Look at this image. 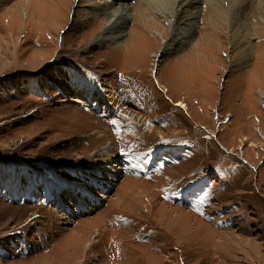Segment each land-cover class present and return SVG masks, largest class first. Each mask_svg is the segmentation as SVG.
Wrapping results in <instances>:
<instances>
[{"label":"rangeland","instance_id":"374dc122","mask_svg":"<svg viewBox=\"0 0 264 264\" xmlns=\"http://www.w3.org/2000/svg\"><path fill=\"white\" fill-rule=\"evenodd\" d=\"M48 1L0 0V264H264V0H199L169 56L171 0L106 44Z\"/></svg>","mask_w":264,"mask_h":264},{"label":"bare ground","instance_id":"6f19581e","mask_svg":"<svg viewBox=\"0 0 264 264\" xmlns=\"http://www.w3.org/2000/svg\"><path fill=\"white\" fill-rule=\"evenodd\" d=\"M29 1V0H28ZM31 1V0H30ZM37 1V0H36ZM48 1V0H47ZM67 1V0H66ZM128 1H130V0H91L90 2H89V4L87 3L86 4V6H88V7H90V8H97L98 10H100L101 12H102V14L104 15V16H106V18H108V20H106L107 21V23H108V28L106 29L107 30V32L106 33H110L108 36H107V38L108 39H104L103 37H99V38H97V41H95V42H98V43H101V44H106V43H104V41H109V40H120L123 36H124V30H125V28H126V25L131 21V19L134 17V16H132L131 15V13H130V7H129V5L127 4V2ZM173 0H171L170 1V5L169 6H166V5H164V3H161V2H159L158 3V8H155V12L157 13V15L159 16V17H165V21H166V23H167V25H169V27H171V34H172V36H173V43L171 44V46L169 47V49L167 50V52L163 55V56H169V55H171V54H174L175 52H176V50L177 49H179V48H181L182 46H186L191 40H192V37H194V35H195V33L196 32H198L197 31V26H196V24H197V19H196V16L193 14L192 15V13L190 12V8H196L197 7V5H198V3H199V0H187L186 2H185V0L184 1H181V0H174L173 2H175L176 4H177V6H176V4L174 3V5H173V2H172ZM204 1V0H203ZM214 1V0H213ZM39 2V1H38ZM49 2V1H48ZM57 2V1H56ZM181 2L183 3V4H181ZM185 2V3H184ZM210 2V1H209ZM215 2H218V1H215ZM24 3V2H23ZM32 3V2H31ZM43 3V2H42ZM116 4H118V5H116ZM181 4V5H180ZM31 5H33V4H31ZM42 5V4H41ZM49 5V4H48ZM114 5H116V6H118L117 8H114ZM29 6V5H28ZM63 6H64V8H65V4H63ZM22 7V6H21ZM24 7V6H23ZM22 7V8H23ZM30 7V6H29ZM28 7V8H29ZM32 7V6H31ZM62 7V6H61ZM16 8V7H15ZM35 8V7H34ZM38 8V7H37ZM51 10V9H50ZM49 10V11H50ZM65 10H63V12H64ZM91 11V10H90ZM97 11V10H96ZM190 12V13H189ZM20 13V12H19ZM36 14V13H35ZM64 14V13H63ZM101 14V15H102ZM103 16V17H104ZM35 17V16H34ZM100 17V16H99ZM98 17V18H99ZM201 17V16H200ZM102 18V17H101ZM198 18V17H197ZM29 19V18H28ZM37 19V18H36ZM96 19V18H95ZM94 19V20H95ZM40 20V19H39ZM38 21V20H37ZM96 21V20H95ZM133 21V20H132ZM156 21V20H155ZM91 22V21H90ZM134 22V21H133ZM154 22V21H153ZM94 23V22H93ZM198 23H199V21H198ZM135 24V23H134ZM143 25H144V23H143ZM142 25V26H143ZM153 25H155V24H153ZM137 26H140V25H138L137 24ZM210 26V25H209ZM144 27V26H143ZM142 27V28H143ZM140 28V27H139ZM137 29V28H136ZM163 29V28H162ZM139 31V30H138ZM137 32V31H136ZM161 32V31H160ZM138 33V32H137ZM137 33H136V35H137ZM134 34V33H133ZM157 34V33H156ZM139 35H140V32H139ZM150 35V34H149ZM205 35V34H204ZM204 35H202V36H204ZM132 36V35H131ZM134 36V35H133ZM170 36V35H169ZM213 36V35H212ZM137 37H139L138 35H137ZM147 37V36H146ZM206 37V36H205ZM124 38V37H123ZM131 38V37H130ZM148 38V37H147ZM171 39V38H170ZM204 39V38H203ZM202 39V40H203ZM210 39V38H209ZM131 39H129V41H130ZM140 40V39H139ZM213 40V39H212ZM141 41V40H140ZM152 41V40H151ZM205 41V40H204ZM211 41V40H210ZM131 42V41H130ZM129 42V43H130ZM153 42V41H152ZM213 42H214V40H213ZM125 43V42H124ZM132 43V42H131ZM143 43V42H142ZM149 43V42H148ZM206 43V42H205ZM209 43V42H208ZM135 44V43H134ZM150 44V43H149ZM190 44H191V42H190ZM189 44V45H190ZM127 45H129V44H127ZM198 45V44H197ZM206 45V44H205ZM136 46V45H135ZM152 46H153V43H152ZM210 46H212L211 44H210ZM143 47L145 48V46L143 45ZM196 47V46H195ZM198 47H200V49L201 48H203V47H201V46H198ZM205 47H208L207 45L205 46ZM215 47V46H214ZM133 48V47H132ZM138 48V47H137ZM136 48V49H137ZM143 48V49H144ZM128 49V48H127ZM131 49V48H130ZM139 49V48H138ZM142 49V48H141ZM148 51L149 50H151L150 49V46L149 47H147L146 48ZM205 49V48H204ZM208 50H206L207 52L209 51V47L207 48ZM213 49V48H212ZM216 49V48H215ZM195 50H196V48H195ZM194 50V51H195ZM132 51V50H131ZM134 51V50H133ZM138 51V50H137ZM141 51H144V50H141ZM146 51V50H145ZM201 51H203L202 49H201ZM191 52V51H190ZM189 52V53H190ZM199 52V51H198ZM204 52H205V50H204ZM203 52V53H204ZM214 52V51H213ZM140 53V52H139ZM145 53V52H144ZM216 53V52H215ZM131 54V53H130ZM145 54H147L148 55V52H146ZM194 54V53H193ZM195 55V54H194ZM129 56H131V55H129ZM160 56H162V55H155V57H157V59L158 60H156V62L155 63H157V62H159V57ZM184 56V55H183ZM187 56H190V55H188L187 54ZM196 56V55H195ZM212 56V55H211ZM211 56H209V57H211ZM215 56H216V54H215ZM133 57V56H132ZM200 57V56H199ZM214 57V56H213ZM130 58V57H129ZM145 58V57H144ZM187 58V57H186ZM190 58H191V56H190ZM202 59H203V57H201ZM117 59V58H116ZM116 59H112V60H116ZM200 59V58H199ZM202 59H200V61H202ZM129 60V59H128ZM127 60V61H128ZM146 60V59H145ZM182 60V59H181ZM186 60V59H185ZM189 60V59H188ZM194 60H195V57H194ZM193 60V61H194ZM214 60V59H213ZM127 61H126V63H127ZM197 61V60H196ZM196 61H195V63H196ZM199 61V62H200ZM209 61H210V59H209ZM115 62V61H114ZM154 62V61H153ZM174 62V61H173ZM178 62H179V58H178ZM186 62H187V60H186ZM189 62V61H188ZM203 62L204 61H202V64H203ZM111 63V62H110ZM125 63V64H126ZM133 63V61L130 63V64H132ZM115 64V63H114ZM175 64H177V63H175ZM174 64V65H175ZM183 64V63H182ZM194 64V63H193ZM201 64V63H200ZM201 64V65H202ZM135 65V64H134ZM169 65V64H168ZM170 65L172 66V64L170 63ZM169 65V66H170ZM178 65V64H177ZM176 65V66H177ZM191 65V64H190ZM128 66V65H127ZM133 66V65H132ZM136 66V65H135ZM145 66H147L146 64H145ZM154 66V65H153ZM184 66H185V64H184ZM183 66V69L185 68ZM197 66H199V65H197ZM196 66V67H197ZM124 67V66H123ZM144 67V66H143ZM175 67V66H174ZM179 67V66H178ZM182 67V66H181ZM188 67V66H187ZM186 67V68H187ZM195 67V66H194ZM135 68V67H134ZM145 68V67H144ZM169 68V67H168ZM171 68V67H170ZM173 70H174V68H172ZM182 69V68H181ZM180 69V70H181ZM191 69V68H190ZM142 70V69H141ZM180 73H181V71L179 70V68L177 69ZM188 71H189V68L187 69ZM186 70V71H187ZM144 72H145V69L143 70ZM143 71H141V73H144ZM174 71H176V69L174 70ZM178 71H176V73L178 72ZM183 71V70H182ZM192 71V70H191ZM195 71H192V73H191V75L194 73ZM131 74H135V73H132V71L130 72ZM138 73V72H137ZM141 73H139V74H141ZM175 72H173V74L176 76L177 74H176ZM184 73H187V72H184ZM188 74H190V71L188 72ZM186 75V74H185ZM185 75H183L184 77H185ZM193 75H195V74H193ZM192 75V76H193ZM178 76H179V78H180V75L178 74ZM187 77L188 76H186L185 78L187 79ZM175 78H177V77H175ZM179 78H177L178 80H179V82L181 81L180 79L182 78V76H181V78L179 79ZM192 78V77H191ZM191 78L189 77V79H188V81H189V84H190V82H191ZM197 78H199L198 76H197ZM196 76H195V78L193 77V81H195L196 79ZM195 79V80H194ZM199 79H201V77L199 78ZM182 80H183V78H182ZM193 81H192V83H193ZM200 81V80H199ZM195 82H197V80L195 81ZM206 82V81H205ZM188 82H186V84H187ZM191 83V84H192ZM200 83V82H199ZM180 84H182L183 85V83H180ZM189 84H187V85H183L182 87H187V86H189ZM194 85L195 84H198V83H193ZM199 85V84H198ZM181 86V85H180ZM195 86H197V85H195ZM179 87V86H178ZM182 87H181V89H182ZM180 89V87H179V90H181ZM165 90V89H164ZM108 148H109V146L107 145V146H105L103 149H105L106 151H108ZM111 158H117L116 156L115 157H111ZM103 198L105 199V196L103 195V197L101 198H98V199H94V201L95 202H97L98 204H101V202L103 201ZM79 204V203H78ZM93 206H95V204L93 203V205L92 204H86V203H80V206H79V211H81V212H87V213H89V212H92L94 209H93ZM95 211V210H94ZM80 212V213H81ZM75 232V231H74ZM99 233V232H98ZM70 234V233H69ZM64 236H66V235H64ZM98 237V236H97ZM78 239V238H77ZM83 239V238H82ZM81 239V240H82ZM95 242H99V241H95ZM94 242V243H95ZM60 243V242H59ZM80 243H82V241L80 242ZM100 243V242H99ZM63 246V245H62ZM91 246V245H90ZM107 246H109L108 244H107ZM98 247V246H97ZM92 249H93V247H92ZM104 250V249H103ZM85 251V250H84ZM86 252V251H85ZM94 251H92V253H93ZM71 254H73V253H71ZM96 254V253H95ZM91 256V255H90ZM92 258V257H91ZM90 261V260H89ZM85 263V262H84ZM81 264V263H80Z\"/></svg>","mask_w":264,"mask_h":264}]
</instances>
